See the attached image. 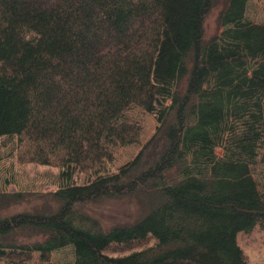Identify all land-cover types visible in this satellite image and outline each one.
I'll return each instance as SVG.
<instances>
[{
    "label": "trees",
    "instance_id": "16d2710c",
    "mask_svg": "<svg viewBox=\"0 0 264 264\" xmlns=\"http://www.w3.org/2000/svg\"><path fill=\"white\" fill-rule=\"evenodd\" d=\"M212 1L0 0V138L57 168L41 209L0 218L2 264L64 249L60 264H249L236 235L264 228V0H226L204 40ZM112 195L145 212L103 229L81 207Z\"/></svg>",
    "mask_w": 264,
    "mask_h": 264
},
{
    "label": "rangeland",
    "instance_id": "374dc122",
    "mask_svg": "<svg viewBox=\"0 0 264 264\" xmlns=\"http://www.w3.org/2000/svg\"><path fill=\"white\" fill-rule=\"evenodd\" d=\"M225 2L226 0H213L206 11L202 21L204 40L221 30L218 14ZM260 3L261 0H253L251 7L260 9ZM153 126L152 116L147 114L144 121V137H142L144 140L154 132ZM136 151L137 148L122 150L118 154L116 166L127 160ZM21 155L19 149L15 150L12 147V140L0 138V218L34 207L41 209L45 204L44 199L50 198V195H46L47 192H51L56 186L55 173L57 168L55 166L29 162L21 159ZM81 209H86L89 215L98 220L103 229L114 224L133 222L145 212V206L132 195L104 196L84 203ZM26 232L25 228L21 229L17 241L23 239ZM236 239L249 264H264V228L255 226L249 232L240 231L237 233ZM137 248L140 246L108 253L121 255L127 253L129 249L135 250ZM67 255L65 249L56 252L52 254L48 264H60Z\"/></svg>",
    "mask_w": 264,
    "mask_h": 264
}]
</instances>
